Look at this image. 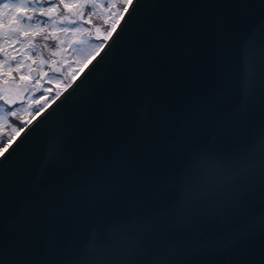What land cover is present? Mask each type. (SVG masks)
I'll use <instances>...</instances> for the list:
<instances>
[{"label":"water","instance_id":"95a60500","mask_svg":"<svg viewBox=\"0 0 264 264\" xmlns=\"http://www.w3.org/2000/svg\"><path fill=\"white\" fill-rule=\"evenodd\" d=\"M130 11L0 159V264H264V0Z\"/></svg>","mask_w":264,"mask_h":264},{"label":"flooded vegetation","instance_id":"af4514ba","mask_svg":"<svg viewBox=\"0 0 264 264\" xmlns=\"http://www.w3.org/2000/svg\"><path fill=\"white\" fill-rule=\"evenodd\" d=\"M19 2L20 0H0V4ZM50 2L52 0H41L39 6L46 8ZM55 2L59 3V0H55ZM66 3L72 5V7L65 9L61 6L54 14L56 17L53 16L51 20L37 17L42 23H46L48 27L44 29L40 37L32 41L31 45L24 37H19L17 43H11L7 25L13 11L10 9L3 10L5 27L0 32V45L4 47L5 52L0 53V61H6V63L3 64L0 71L7 73L9 67L15 69L16 60L23 59L24 67L19 73H12L18 81L20 74L29 75V65L34 69L30 73L31 79L27 83L28 90L23 91L19 97L16 96L17 91L20 90L17 88L16 82L4 83L5 91L16 97L17 103L14 107L20 109L19 115L25 120L30 119V114L35 112L36 100L43 96L44 99L40 100L41 104L50 101L59 89L65 87L72 80L73 73H77V66L82 61L78 47L95 42L92 32L94 25L98 24L103 28L109 27L110 14L112 11L115 13L118 10L121 0H95L94 5L90 4L83 9L86 15L91 13L92 16L96 15L101 19V21L94 23L90 19L82 20L80 15H76V12L80 9L75 6V0H66ZM84 21L89 23L82 24ZM35 22L34 20L33 23ZM52 29H55V31H52ZM61 29H75V31H61ZM87 29L91 30V34L86 31ZM79 30L85 36L78 37L77 32ZM45 35H48L49 39L45 40L43 38ZM52 37H55V39ZM76 40L87 41V43L73 44L72 42ZM25 54L30 55L32 59H25ZM13 55L16 56V60L12 59ZM33 60L35 63H33ZM43 73H47V75H43ZM37 79L40 80L39 84L36 83ZM4 80H9V77H4ZM0 83H3V81H0ZM45 89H51V92L45 93ZM14 120H16L15 117H9V122L2 125L4 135L11 133V122Z\"/></svg>","mask_w":264,"mask_h":264},{"label":"snow or ice","instance_id":"6c2138e0","mask_svg":"<svg viewBox=\"0 0 264 264\" xmlns=\"http://www.w3.org/2000/svg\"><path fill=\"white\" fill-rule=\"evenodd\" d=\"M136 0H121L122 7L120 8L119 12L116 13L117 19L113 20L111 25L108 27L107 32L105 35L100 36L99 33L94 34V38L99 40L100 43L95 45H90V51L84 56V59L80 62L83 67L80 69V72H83L84 75L87 74L85 69L88 71L91 67L98 61V57H101V53L105 52L107 48L105 45H110L108 42L111 39H114V34L118 35L119 32L117 30V24L120 23V19H123V22H126L128 15H130L132 9L135 6ZM41 4V0H20L19 3H2L0 4V32L5 27L3 21V10L10 9L13 11V15L10 16L8 22V29H9V40L11 43H17L19 37H24L27 39L28 44L31 45L32 41L41 36L44 32V29L48 27L46 23H42L37 17L40 18H47L51 20L54 14L57 13L58 9L63 6L65 9L72 7L66 3V0H59V3L52 0L48 4V6L42 7L39 6ZM94 5L95 0H75V6L80 9L79 15L82 20H86L87 16H90L91 13H88L87 16L83 9H85L88 5ZM36 21L33 23V21ZM124 23H120V27H123ZM55 31V29H52ZM61 31H75V29H61ZM91 34V30L87 29ZM45 40L49 39L48 35L43 37ZM55 39V37H52ZM73 44H82L87 43V41H80L76 40L72 42ZM5 52V49L2 45H0V53ZM25 59L31 60L32 57L30 55L25 54ZM13 60H16V56H12ZM6 61H0V68L3 67V64ZM33 63L35 61L33 60ZM91 65V67H89ZM24 67L23 59L16 60L15 69L9 67L8 72L5 73L0 71V159H7L8 155L13 152L16 147L20 144V142L24 139L27 135V131L31 130V126L33 125V121L36 120L37 117L41 116V113L45 112V109L49 106V102H45L43 104L40 103V100L44 99V97H40L38 100L35 101L37 105L35 112L30 114V119H23L19 115L20 109L15 108L14 105L17 103L16 97L12 96L8 92L5 91L4 83L16 82V86L19 91H17L16 96L19 97L22 95L23 91H27V83L30 81L31 76L30 73L34 71L31 65L28 66L29 75L20 74L17 78L12 75L13 72L19 73L20 70ZM43 75H47V73H43ZM76 75L77 73H73L72 75V83L76 82ZM9 77V80L5 81L4 77ZM36 83L39 84L40 80L37 79ZM51 83V81H49ZM71 87V84H66L64 87V91L66 92L67 89ZM51 92V89H45V93ZM61 96V93L57 91L55 96H53L51 102H55ZM9 117H15L16 120L11 122V133L8 135L3 134L2 125L9 122ZM39 122L38 120L36 121Z\"/></svg>","mask_w":264,"mask_h":264},{"label":"bare ground","instance_id":"6f19581e","mask_svg":"<svg viewBox=\"0 0 264 264\" xmlns=\"http://www.w3.org/2000/svg\"><path fill=\"white\" fill-rule=\"evenodd\" d=\"M122 7V4L119 6V8H118V10H117V12L116 13H118L119 12V10H120V8ZM79 11L80 10H78L77 12H76V15H79ZM112 14V13H111ZM114 14V13H113ZM55 17H56V15H54ZM87 16V15H86ZM88 19H90V21L91 22H98V21H101V19H99L98 18V16H96V15H94V16H92V15H90V16H87V20ZM121 20H122V18L120 19V22H121ZM110 22H111V15H110ZM86 23H89V22H87V21H84L82 24H86ZM119 24V23H118ZM117 24V25H118ZM77 35H78V37H82L83 36V33H82V31L81 30H79V32H77ZM88 38V37H87ZM97 43H99L100 41L99 40H96V39H94ZM80 68H81V66H80ZM80 68H78V70H77V75H76V77L81 73V72H79L78 73V71H79V69ZM71 81V82H70ZM67 84H71L72 83V80H70ZM60 93H62L63 91H64V87L62 88V89H59L58 90ZM57 93V92H56ZM54 96H55V94H54ZM52 101V99L50 100V101H48L49 102V105L52 103L51 102Z\"/></svg>","mask_w":264,"mask_h":264},{"label":"trees","instance_id":"16d2710c","mask_svg":"<svg viewBox=\"0 0 264 264\" xmlns=\"http://www.w3.org/2000/svg\"><path fill=\"white\" fill-rule=\"evenodd\" d=\"M120 5H121V4H120ZM118 8H119V7H118ZM116 12H117V11H116ZM116 12L114 13V12L112 11V14H110V15H111V22H110V25H111V23H112L113 20L117 19ZM113 13H114V14H113ZM110 25H109V26H110ZM107 29H108V27H107V28H103L102 26H98V24H96V25L93 26V28H92V32H93V34L99 33L100 36H103V35L106 34ZM83 36H85V34H84ZM80 66H81V63H79L77 67L80 68ZM0 146H2V145H0Z\"/></svg>","mask_w":264,"mask_h":264},{"label":"rangeland","instance_id":"374dc122","mask_svg":"<svg viewBox=\"0 0 264 264\" xmlns=\"http://www.w3.org/2000/svg\"><path fill=\"white\" fill-rule=\"evenodd\" d=\"M99 43H100V42H99ZM95 44H97L96 41L93 42V43H91V44H89V45L78 47V48H79V52H80L81 57H82V60L84 59V56L87 54V52L91 50V49H90V45H95ZM82 67H83V65L81 64V68H82ZM81 68H80V69H81ZM80 69H79L78 73L80 72ZM70 82H71V81H70Z\"/></svg>","mask_w":264,"mask_h":264}]
</instances>
